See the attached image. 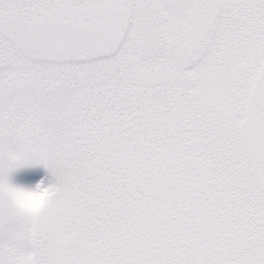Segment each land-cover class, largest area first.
I'll use <instances>...</instances> for the list:
<instances>
[{
    "label": "snow or ice",
    "instance_id": "obj_1",
    "mask_svg": "<svg viewBox=\"0 0 264 264\" xmlns=\"http://www.w3.org/2000/svg\"><path fill=\"white\" fill-rule=\"evenodd\" d=\"M0 264H264V0H0Z\"/></svg>",
    "mask_w": 264,
    "mask_h": 264
}]
</instances>
